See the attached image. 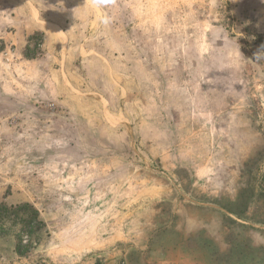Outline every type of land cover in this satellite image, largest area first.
<instances>
[{"label": "rangeland", "instance_id": "rangeland-1", "mask_svg": "<svg viewBox=\"0 0 264 264\" xmlns=\"http://www.w3.org/2000/svg\"><path fill=\"white\" fill-rule=\"evenodd\" d=\"M0 203V264H264V0H0Z\"/></svg>", "mask_w": 264, "mask_h": 264}, {"label": "trees", "instance_id": "trees-1", "mask_svg": "<svg viewBox=\"0 0 264 264\" xmlns=\"http://www.w3.org/2000/svg\"><path fill=\"white\" fill-rule=\"evenodd\" d=\"M25 215L28 218H23ZM13 217L19 218L22 225L21 232L17 234L16 251L20 255H25L27 250H25V246L22 243L23 233H27L31 239H36L45 227V223L39 218V211L28 203L17 206H7L5 203H0V238L11 235L9 228L5 225V221L8 219L13 220Z\"/></svg>", "mask_w": 264, "mask_h": 264}]
</instances>
